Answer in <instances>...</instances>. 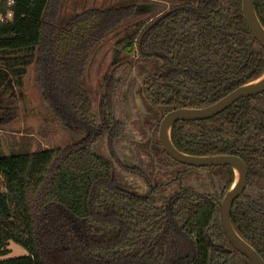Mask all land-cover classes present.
Masks as SVG:
<instances>
[{
	"label": "trees",
	"instance_id": "1",
	"mask_svg": "<svg viewBox=\"0 0 264 264\" xmlns=\"http://www.w3.org/2000/svg\"><path fill=\"white\" fill-rule=\"evenodd\" d=\"M208 1L179 0L177 6L196 10L168 16L143 41L145 50H164L180 71L176 77L183 100L177 94L168 110L206 107L264 73V48L247 26L242 0ZM56 3L59 0H14L9 6L0 0V14L12 12L0 20V51L33 55L40 48L37 63L45 98L54 109L64 108L65 118L72 114L74 121L88 120L97 111L83 79L96 46L144 17L138 31L124 36L132 51L166 5L118 3L58 26ZM254 4L264 26V0ZM46 41L51 43L45 46ZM144 64L137 67L138 77L155 69ZM5 76L0 73V78ZM171 140L187 154L236 155L245 161L247 187L234 202L231 220L264 259V92L244 97L210 119L178 121ZM218 168L226 192L234 171L230 166ZM0 178V264H213L231 253L234 260L240 257L236 264H252L222 231L223 197L188 193L166 211L155 198L119 188L112 160L91 142L1 155ZM11 241L27 253L4 258ZM211 242L223 245L217 249Z\"/></svg>",
	"mask_w": 264,
	"mask_h": 264
},
{
	"label": "flooded vegetation",
	"instance_id": "2",
	"mask_svg": "<svg viewBox=\"0 0 264 264\" xmlns=\"http://www.w3.org/2000/svg\"><path fill=\"white\" fill-rule=\"evenodd\" d=\"M199 2L207 5L209 1ZM173 8L196 10L191 5ZM137 42L139 58L128 63V70L132 67L137 69L144 64L145 58H149L144 65L148 69L155 65L154 71L144 77L133 76L127 83L122 79L116 80L111 94H104L95 118L76 120L81 125L78 130L84 136L73 145L91 142L101 154L100 147L108 149L110 157L103 155L112 160L116 185L133 196L157 199V206L166 211H171L176 199L188 193L201 197H224L226 192L224 186L222 189L221 181L224 180L220 168L189 166L171 158L164 150L159 136L160 124L168 112L176 110H168L167 104L175 103L177 94H180L178 99L183 100L180 79L176 77L180 71L164 50H145L143 42L142 46L140 39ZM126 48L129 50L130 47ZM154 51L162 52L164 56L146 54ZM219 173L222 180L217 177ZM170 202L169 206L167 203ZM211 243L214 247L223 245L221 242ZM224 251L230 252L231 249Z\"/></svg>",
	"mask_w": 264,
	"mask_h": 264
},
{
	"label": "rangeland",
	"instance_id": "3",
	"mask_svg": "<svg viewBox=\"0 0 264 264\" xmlns=\"http://www.w3.org/2000/svg\"><path fill=\"white\" fill-rule=\"evenodd\" d=\"M153 1L164 3L165 11L179 5V0H59V4L56 3L54 8L57 6L55 14L58 26H65L88 11L104 10L118 3H133L146 7L145 4ZM143 23L144 17L133 21L96 46L83 79L94 111L102 103L104 94L107 92L111 94L116 80L122 79L127 83L131 77L136 76L137 69L132 67L129 71L128 63L139 58L138 42L135 43L136 48L129 52L125 46L124 36L138 31L137 28H140ZM141 34L137 38L138 41ZM49 43L51 41H46L45 46ZM39 50L36 48L33 55L30 51L24 50L8 54L0 51V73H7V76L0 78V156L45 149H64L84 136V133L78 130L80 123L73 120L72 114H70L71 118H65L64 108L54 109L49 104V99L45 98L37 63ZM118 52L121 53L118 54ZM125 78L128 80L124 81ZM119 88L122 89V86ZM99 149L110 157L108 149L105 147ZM217 175L221 179V174ZM221 183L223 189L224 182L221 181ZM221 193L222 190L219 194ZM167 204L170 206L171 202ZM8 249L10 252L4 258L22 256L27 253L23 246L14 241L9 243ZM239 260L240 257L234 260L231 253L225 255L222 260L216 258L213 264H236Z\"/></svg>",
	"mask_w": 264,
	"mask_h": 264
},
{
	"label": "water",
	"instance_id": "4",
	"mask_svg": "<svg viewBox=\"0 0 264 264\" xmlns=\"http://www.w3.org/2000/svg\"><path fill=\"white\" fill-rule=\"evenodd\" d=\"M181 9L184 8L169 9L160 14L153 21H151L141 34L140 45L142 46L144 38L157 25H159L168 16L176 13ZM242 11L248 28L250 29L254 38L264 48V26L262 25L256 13L254 0H242ZM146 54H154L162 57L164 56V54L159 51H154ZM173 87L177 90L176 86L173 85ZM262 92H264V73L257 79L237 87L211 105L202 108H180L168 112L161 121L159 135L164 150L171 158L180 163L195 167L230 166L233 169L234 181L226 191L220 205V224L223 233L225 234L232 247L242 255L247 257L252 264H264V259L252 245H250L236 232L231 220V212L234 202L247 187V178L249 172L247 164L242 158L236 155L220 154L197 156L184 153L174 146L171 140V128L177 121L210 119L224 112L238 100ZM237 173H239V177H237Z\"/></svg>",
	"mask_w": 264,
	"mask_h": 264
},
{
	"label": "built area",
	"instance_id": "5",
	"mask_svg": "<svg viewBox=\"0 0 264 264\" xmlns=\"http://www.w3.org/2000/svg\"><path fill=\"white\" fill-rule=\"evenodd\" d=\"M7 4L9 6H11L12 4H14V0H7ZM12 16V12H9L7 17H4L3 15L0 14V20L3 22L5 21L8 17H11Z\"/></svg>",
	"mask_w": 264,
	"mask_h": 264
},
{
	"label": "bare ground",
	"instance_id": "6",
	"mask_svg": "<svg viewBox=\"0 0 264 264\" xmlns=\"http://www.w3.org/2000/svg\"><path fill=\"white\" fill-rule=\"evenodd\" d=\"M237 177H239V173H237Z\"/></svg>",
	"mask_w": 264,
	"mask_h": 264
}]
</instances>
